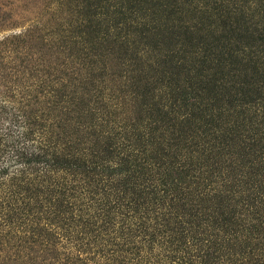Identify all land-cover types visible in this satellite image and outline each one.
<instances>
[{
  "label": "rangeland",
  "instance_id": "rangeland-1",
  "mask_svg": "<svg viewBox=\"0 0 264 264\" xmlns=\"http://www.w3.org/2000/svg\"><path fill=\"white\" fill-rule=\"evenodd\" d=\"M0 264H264V0H0Z\"/></svg>",
  "mask_w": 264,
  "mask_h": 264
},
{
  "label": "trees",
  "instance_id": "trees-1",
  "mask_svg": "<svg viewBox=\"0 0 264 264\" xmlns=\"http://www.w3.org/2000/svg\"><path fill=\"white\" fill-rule=\"evenodd\" d=\"M62 187H63V186H62ZM66 189H68L66 186L62 188L63 191L66 190ZM57 191H58V190H57Z\"/></svg>",
  "mask_w": 264,
  "mask_h": 264
}]
</instances>
